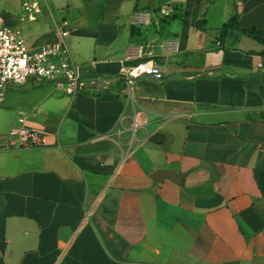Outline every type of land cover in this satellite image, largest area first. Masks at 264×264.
I'll list each match as a JSON object with an SVG mask.
<instances>
[{
    "label": "crops",
    "instance_id": "1",
    "mask_svg": "<svg viewBox=\"0 0 264 264\" xmlns=\"http://www.w3.org/2000/svg\"><path fill=\"white\" fill-rule=\"evenodd\" d=\"M41 2L30 22L18 0H0V26L34 49L67 31L107 90L7 88L0 264H264V46L240 33L264 32V0ZM136 13L149 22L134 25ZM150 58L163 79H137L129 96L122 68ZM19 118L46 147L10 145ZM159 170L180 182H155Z\"/></svg>",
    "mask_w": 264,
    "mask_h": 264
},
{
    "label": "built area",
    "instance_id": "2",
    "mask_svg": "<svg viewBox=\"0 0 264 264\" xmlns=\"http://www.w3.org/2000/svg\"><path fill=\"white\" fill-rule=\"evenodd\" d=\"M23 18L34 22L43 14L41 0H18ZM134 25L140 26L149 22V14H134ZM69 33L59 29L58 40L55 43L34 49L27 46L23 35L16 29L0 26V105L9 87H19L27 83L50 84L60 95L74 98L79 94H99L107 90L105 82L95 76L96 63L80 64L72 57L66 39ZM166 51L175 52L177 44L166 42L162 45ZM143 49L139 48L137 57L141 58ZM151 55V54H149ZM151 57V56H149ZM124 81L129 96L133 82L145 76L154 81H161L163 75L159 65L152 59L141 62L132 69L122 68ZM24 118L17 120L8 134L11 146L20 149L44 148L46 139L37 132L23 127ZM133 124V131L136 129Z\"/></svg>",
    "mask_w": 264,
    "mask_h": 264
},
{
    "label": "trees",
    "instance_id": "3",
    "mask_svg": "<svg viewBox=\"0 0 264 264\" xmlns=\"http://www.w3.org/2000/svg\"><path fill=\"white\" fill-rule=\"evenodd\" d=\"M237 19H238V17L235 15L231 18V20L228 23L223 25L222 33L225 34L229 30L236 29ZM240 33L243 36H245V37L257 42L258 44L264 46V32L257 31L256 29H241Z\"/></svg>",
    "mask_w": 264,
    "mask_h": 264
},
{
    "label": "water",
    "instance_id": "4",
    "mask_svg": "<svg viewBox=\"0 0 264 264\" xmlns=\"http://www.w3.org/2000/svg\"><path fill=\"white\" fill-rule=\"evenodd\" d=\"M152 179L155 182H162L164 179H168V180L173 181L175 183H179L181 180V177L176 176L173 172H171L169 170H159V171H156L152 175Z\"/></svg>",
    "mask_w": 264,
    "mask_h": 264
},
{
    "label": "rangeland",
    "instance_id": "5",
    "mask_svg": "<svg viewBox=\"0 0 264 264\" xmlns=\"http://www.w3.org/2000/svg\"><path fill=\"white\" fill-rule=\"evenodd\" d=\"M242 36V35H241ZM242 38H243V40H246V42H247V45L246 46H248V45H251V46H257V43L255 42V41H253V40H251V39H249V38H247V37H244V36H242ZM250 46V47H251Z\"/></svg>",
    "mask_w": 264,
    "mask_h": 264
}]
</instances>
